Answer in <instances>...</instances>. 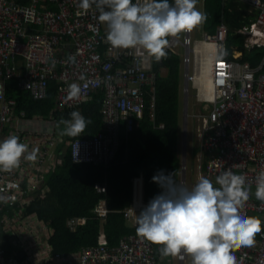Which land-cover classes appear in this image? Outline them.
Instances as JSON below:
<instances>
[{"label": "built area", "instance_id": "2783aa9c", "mask_svg": "<svg viewBox=\"0 0 264 264\" xmlns=\"http://www.w3.org/2000/svg\"><path fill=\"white\" fill-rule=\"evenodd\" d=\"M237 1L258 12L255 21L240 30L246 46L251 50L263 48L264 0ZM46 3L48 5L38 9V5ZM77 5L78 0H28V4L19 0H0V131L14 121L15 103L7 101L5 93L6 84L12 79H17L18 86L28 91L35 101L45 100L51 81H57L59 110L80 107L91 91L99 86H104L108 93L119 87L123 73H111L113 60L118 55L132 61L126 74L128 78L135 76L136 85H142L147 80L153 85L152 77L145 73L150 69V57L146 50L139 46L126 50L113 48L106 40L104 25L98 21V12L92 9L83 13ZM185 33L184 40L171 39L167 48L181 45L188 51L191 47L190 32ZM229 34L230 28L223 22L215 33H205L204 38L194 44V50L203 44L214 49L211 56L205 57L195 50L196 74L200 73L202 66L209 69L207 79L211 86L207 89L195 79L197 104L201 112L198 121L202 126L201 173L215 182L219 172L230 167L234 173L244 174L252 182L258 172L264 170V57L256 66L241 61L240 54L232 57ZM102 47H105V52H101ZM222 52L226 54L221 55ZM69 55L76 56L74 63L67 62ZM184 61L188 64L190 59L186 57ZM81 73L92 81L86 94L78 100H66L69 84L84 83L79 80ZM142 105L141 98L132 105L123 100L118 103L128 131L132 129L133 118L137 115L141 117ZM103 116V135L71 144L74 162L100 164L113 158L119 117L110 110L108 102ZM48 137L55 139L48 134L41 137L45 140L37 139L40 142L37 147L41 146L36 162L45 161L49 156V149L55 140L48 144ZM24 162L22 159L21 164ZM14 183L19 187H10ZM252 186L255 184L252 183ZM0 189L4 195L15 196L12 202L0 203V229L8 236L10 244L18 249V253L9 254L0 246V264H159L151 243L142 236H130L112 249L103 241L97 247L88 248L73 257L52 255L49 248H43L42 241L47 237L39 222L25 213L29 200L22 178L15 169L11 173L0 172ZM135 189L140 199L141 183L138 179ZM98 190L103 191L104 188L99 187ZM140 210L135 207L128 209L125 217L136 225V215ZM242 211L249 216L256 213L262 220V230L255 235L252 247L234 249L233 253L238 264H264V203L248 200ZM94 213L105 217L108 210L100 204ZM85 223V218H74L68 221V226L75 231L77 226ZM17 231L27 232L23 241L13 236ZM0 238L3 240L2 234Z\"/></svg>", "mask_w": 264, "mask_h": 264}, {"label": "trees", "instance_id": "16d2710c", "mask_svg": "<svg viewBox=\"0 0 264 264\" xmlns=\"http://www.w3.org/2000/svg\"><path fill=\"white\" fill-rule=\"evenodd\" d=\"M21 1L28 3V0ZM223 4L224 0H205L206 31L213 34L215 26L220 24L227 14L228 23L231 25L228 38L230 55L233 57V47L238 45L239 50L243 52L240 60L256 66L264 57V47L248 51L243 47L244 37L236 31L243 25L249 26L252 23L251 18H256L258 12L243 18L247 11L246 7L241 6V10L239 4L232 2L231 11H227ZM168 39L170 41V37ZM166 52L167 58L159 62L153 58V68L157 74L154 120L150 115L148 103L143 120L135 123L132 133H126L121 129L119 149L108 166L75 164L69 150L62 164L58 165L48 177L51 190L48 197L26 208L25 213H33L39 221L48 226L51 232L48 244L53 255L78 254L84 249L97 247L103 241L107 243L108 248H114L121 238L138 234L136 227L132 226L125 217V211L134 202L136 178L143 176L146 204L162 191L151 179L159 170H164L165 174L174 173V178L180 182L182 158L179 129L182 88H179V83L183 81L182 66H180L183 62L172 51L166 50ZM164 70L166 75L163 73ZM18 84L17 79L7 83V97L15 101V112L24 113L27 119L35 115L48 118L54 107L56 89L58 90L56 83L51 82L48 97L42 101L33 100L28 91L19 89ZM102 105L103 96L99 92L91 102L80 109L79 112L92 121L81 133L82 138H94L102 132ZM63 113L65 119H70L71 112ZM61 117L60 113L55 114L56 120L59 121ZM99 186H106V192L99 193ZM252 198L257 200L255 197ZM101 199L107 202L109 213L106 218H99L94 213ZM74 218L86 219V223L78 226L75 231L69 228L67 222ZM101 228L106 237L100 235ZM8 243L0 238V246L4 247L7 253L12 254L17 249L11 244L9 247ZM153 246L157 257L164 264H173V256H161L159 248L162 246L155 244Z\"/></svg>", "mask_w": 264, "mask_h": 264}, {"label": "clouds", "instance_id": "9594fccd", "mask_svg": "<svg viewBox=\"0 0 264 264\" xmlns=\"http://www.w3.org/2000/svg\"><path fill=\"white\" fill-rule=\"evenodd\" d=\"M197 4L198 0H78L77 7L83 13L92 9L98 12V21L106 25V40L113 48L139 46L159 62L167 58L169 37L191 32L206 22L207 14ZM75 60V55H69L67 62ZM79 80L84 83L68 85L66 100H78L86 94L92 81L83 73ZM91 122L79 111H72L70 119L61 118L57 127L64 126L61 136L77 137ZM39 152V147L29 149L17 135L7 136L0 140V172H13L22 159L35 163ZM151 179L162 191L136 215V231L152 244L162 246V257L183 259V253L191 257L192 264H238L233 250L254 245L262 220L244 214L242 209L252 195V183L255 198L264 203V170L252 182L230 167L221 170L215 182L201 173L191 189L177 182L174 173L165 174L164 170ZM2 193L0 189V203L15 200V196Z\"/></svg>", "mask_w": 264, "mask_h": 264}, {"label": "bare ground", "instance_id": "6f19581e", "mask_svg": "<svg viewBox=\"0 0 264 264\" xmlns=\"http://www.w3.org/2000/svg\"><path fill=\"white\" fill-rule=\"evenodd\" d=\"M104 25V28H103V30H104V33H105V35H106V33H107V27H106V25L105 24H103ZM250 26V25H249ZM249 26H245V27H249ZM192 33H193V31H191L189 34H188V37H189V39H190V42H191V47H190V49L186 52V54H185V57L183 58V65L186 67V70H185V72L187 73L186 75H185V77H186V81H185V85H184V88H185V98H184V117H186V116H188V111H187V108H188V101H189V99H188V92H189V80H188V77H189V69H190V67L192 68V70H193V78L191 77V79H192V83H193V85H194V89H196V87H195V79H196V81L198 82V83H200V85H202V86H204V87H206L207 89H209V88H211V86H210V83H209V81H208V79H207V71L209 70V69H205V67L204 66H202L201 68H200V73H198V74H196V63H195V50H196V52L201 56V57H205V56H211L212 55V52L214 53V49H213V47L211 46V45H208V44H203V45H201V46H199V47H197V49H195L194 50V44L196 43V42H192V39H191V37H192ZM182 35H184V38H185V36H186V33L185 32H182ZM171 39H176L177 41H179L178 40V38L177 37H170V40ZM247 47V46H246ZM202 48V49H201ZM248 48V47H247ZM104 49H105V47H102L101 48V52H103L104 51ZM177 49V47L176 48H173V49H166V50H168V51H172L174 54H176V52H175V50ZM201 49V50H200ZM250 49V48H249ZM119 50H126V49H119ZM200 50V51H199ZM105 52V51H104ZM103 55H104V53H103ZM189 58L190 59V62L188 63V64H185V58ZM210 59H212L211 57H210ZM153 62H154V60H153V58L152 57H150V69L149 70H147V71H145V73L147 74V75H150L151 77H152V79H153V85L151 86V84L150 83H148V80H147V82L146 83H143L142 85H136L135 83H136V80H135V76L134 77H132V78H128L127 77V74H126V69L130 66V65H132V61H130L128 58H125L124 57V55H118V58L117 59H114L113 60V63H112V71H111V73H115L116 71H121V72H118V73H123L122 75L124 76L123 78H121L120 80H119V84H120V86L119 87H115L114 88V90L113 91H111L110 93H108L107 92V90H106V88L104 87V86H99V87H97V88H95V89H93L92 91H91V93H90V96L87 98V100L85 101V102H83L82 103V105L80 106V107H76V108H72V109H64V110H60V111H62V112H66V111H68V112H72V111H80V109L85 105V104H87L88 102H91L92 101V99L94 98V96H96V94H98L99 92H103L104 93V100H103V105H102V112H101V114H102V116H103V110H104V108H105V105H106V102H108V106L110 105V110H113L117 115H118V117H119V122H118V125H117V134H116V151H115V154L113 155V158L108 162V163H100V164H93V163H76V162H74L75 164H85V165H94V166H100V165H105V166H108L109 165V163L114 159V157H115V155H116V153H117V150L119 149V145H120V131H121V129H123L126 133H132L133 132V130H134V125H135V123L137 122V121H141V120H143V118H144V116H145V114H146V108H147V104L149 103V111H150V115H151V117H152V120H154V114H155V108H156V97H155V92H156V80H157V74L155 73V71H154V68H153ZM251 65V64H250ZM125 72V73H124ZM135 90H137V92H135ZM26 91V90H25ZM5 93H6V99H7V101H11V102H14L15 103V101H13V100H9L8 99V97H7V84H6V91H5ZM107 96H109V99H108V101H107ZM142 99V101H143V105H142V109H141V117H138V115L137 116H135L134 118H133V121H132V129H130V131H128L127 130V128H126V121H124L122 118H121V114H120V112H122L121 110H120V108H119V106H118V103H120L122 100L125 102V103H127V104H129V105H132V102H134L136 99ZM47 99V98H46ZM42 101V100H41ZM149 101V102H148ZM196 101H197V94H196ZM15 109H16V103H15V106H14V109H13V114H14V116H15V114H16V112H15ZM193 118H194V120L196 121V119H198V116H193ZM11 124V122H9L8 123V125H7V127L9 126ZM122 126H124V128H122ZM161 128H163V127H161ZM5 129V128H4ZM3 129V130H4ZM104 132H105V118H104V116H103V130H102V132L101 133H99L97 136H99V135H103L104 134ZM97 136H95V137H97ZM94 137V138H95ZM73 138H77L76 140H72ZM72 139L70 140V142H69V150H71V153H72V148H71V144L72 143H74V142H76V141H78V140H82V141H88V140H91V139H93V138H82L81 137V134H80V136H77V137H72ZM72 160H73V155H72ZM139 180L140 181V183H141V193H140V199H139V197L136 195V189H135V181L136 180ZM185 180H186V168H185V159H183V162H182V176H181V183L182 184H184L185 185ZM99 187H103L104 188V190L103 191H99L98 190V192L99 193H105L106 192V190H107V187L106 186H99ZM98 187V188H99ZM252 188H255V186H252ZM249 200H251V201H254V202H260V201H257V200H255L254 198H252L251 196H250V199ZM31 203L29 202L28 203V205L26 206V208L30 205ZM100 204H102V205H104L105 206V208L108 210V206H107V202H106V200H101L100 201V203L98 204V205H100ZM147 204L144 202V179H143V176H141V177H139V178H136L135 180H134V202H133V205L132 206H130L128 209H132V208H140V209H142L143 207H145ZM127 209V210H128ZM126 210V211H127ZM125 211V212H126ZM108 213H109V210H108ZM108 213H107V215L105 216V217H99V218H106L107 216H108ZM252 215L251 216H258L256 213H251ZM127 220H128V222L130 223V224H132V226H134V227H137V225H135L134 224V222L132 221V220H129L128 218H126ZM39 222V224H40V226H41V228H42V232H43V234H46V232H48L49 231V233H51L50 232V230L48 229V226L45 224V223H43V222H41V221H38ZM80 226V225H79ZM77 228H78V226H77ZM76 228V229H77ZM50 236H51V234H50ZM130 236H140V235H138V234H132V235H129V236H126V237H123V238H121L120 240H119V242H118V244H117V246L116 247H118L119 246V243H120V241L121 240H124V239H126V238H128V237H130ZM49 239V238H48ZM151 243V242H150ZM42 245H43V248H49L50 250H51V247H50V245L45 241V240H43L42 241ZM151 245H152V247H153V251H154V256H155V259L157 260V263H159V264H164L158 257H157V254H156V250H155V248H154V246H153V244L151 243ZM116 247H114V248H116ZM93 248V247H92ZM109 249H112V248H109ZM84 250H86V249H84ZM83 250V251H84ZM52 253V252H51ZM52 255H53V253H52ZM75 255H77V254H73V255H70V256H75ZM182 255H183V259H181L180 258V256H176V258H177V260H178V262L180 263V264H185L186 262H187V260H188V257H189V255H186V254H183L182 253ZM61 256H63V255H61ZM63 257H66V256H63Z\"/></svg>", "mask_w": 264, "mask_h": 264}, {"label": "crops", "instance_id": "0c3cea01", "mask_svg": "<svg viewBox=\"0 0 264 264\" xmlns=\"http://www.w3.org/2000/svg\"><path fill=\"white\" fill-rule=\"evenodd\" d=\"M19 1L22 2L21 0H19ZM232 2L239 4V6H240L239 9H241V6L246 7L247 11H246V14L243 16V18L248 16V14H252L253 12H256V11H251V7L247 4H244L243 2H240L237 0H224L223 6L225 7V9L227 11H231L230 10V4ZM22 3H25V2H22ZM46 5H48V3H46L45 5L40 4V5H38V9H42V7L46 6ZM203 12H205V0H203ZM251 19H252L251 22L253 23L256 18H251ZM223 22L228 24V26L231 30V25L228 23L227 14H226V16L223 17V19L221 20V23L217 24L215 26V31H216L217 27H219ZM243 27H245V25H243L241 28H239L236 32L238 34H241L240 30H242ZM204 28H205V25H204ZM205 33H209V32L206 31V29H205ZM210 34H212V33H210ZM243 47L246 48L248 51L251 50V49L246 47L245 37L243 40ZM233 50H234V55L240 54V58L242 57L243 52L239 50L238 45H235L233 47ZM51 82H55L56 85L59 86L57 81H51ZM50 85H51V83H50ZM19 89L22 90L20 87H19ZM49 89H50V87H49ZM56 91H57V93H56V96L54 99V107H53V110L50 112V115L48 118L45 116H41V115H35L32 118L27 119L24 113H17V111H16V114L14 116V120L18 119V120H21L24 122V123H21L20 131H19L17 136L20 138V142L27 143L29 145V149H31L33 147H37L40 144L39 140H37V139L41 138L43 135L48 134V135H51L55 138L54 139L55 141L53 142L52 146L50 147L51 149H49V153H48L49 156L45 159V161L31 163V162L24 160L25 161L24 164H21L19 168L15 169L17 171V174L22 178L23 189L27 192V199L29 200V202L31 204L38 201V200H42V199H45L48 197V194H50V192H51L50 187L48 185V181H47L48 177L50 174H52V172L55 170V168L58 165L62 164L65 156L69 153V149H70L69 148V142L72 139V137L61 136L60 133H61L64 126L60 125L59 127H57L58 122L60 120L59 121L58 120L52 121V123H50V125L46 126V127H42V125H39V124H41V122H43L45 120L48 121V120L55 119V114L60 113L62 115L61 118H64V119L66 118L64 116V113L57 108L58 90L56 89ZM101 93H102L103 100H104V93L103 92H101ZM11 134H15L14 123L12 124V122L3 131H0V140L5 139L7 136H9ZM29 215L32 217H35L33 213L29 214ZM100 235H103L104 237H106L103 228H101ZM254 241H256V239H254ZM79 251H81V250H79ZM175 258H176V256L173 257V262H174ZM177 262H178V260H177ZM178 264H180V263L178 262Z\"/></svg>", "mask_w": 264, "mask_h": 264}, {"label": "rangeland", "instance_id": "374dc122", "mask_svg": "<svg viewBox=\"0 0 264 264\" xmlns=\"http://www.w3.org/2000/svg\"><path fill=\"white\" fill-rule=\"evenodd\" d=\"M197 8L201 11H203V0H198V4H197ZM204 34H205V28L204 25L198 26L197 28H195L193 30L192 33V42H196L197 40H201L204 38ZM179 41L184 40V35H182V33H180L177 36ZM176 55L179 56L180 59H182L183 62V58L185 57V54L187 52L186 48L179 45L177 47V49L175 50ZM182 62H180V64H182ZM182 66V72H183V81L181 80V83H179V88H182V93L180 94V134H179V147H180V153H181V161L183 162V159H185V168H186V180H185V186L188 187L189 189H191L194 184L197 182V177L201 174V168H202V163L200 160V154L202 152L201 150V123L198 121V119H196V121L194 120L193 116H198L201 112L199 110V106L197 104L196 101V94L197 91L196 89H194V85L192 83V79L193 78V70H192V66L189 69V92H188V116L184 117V98H185V81L187 80L185 75L187 74L185 72L186 67L182 64L180 65ZM163 73L166 75V70L163 71ZM52 121H56V119L53 120H48V121H43L41 122L42 127H46L49 126L50 123H52ZM14 123V129H15V134L18 135L19 131H20V125L21 123H24L21 120L15 119L14 121H12V124ZM41 140H45V138H40ZM54 140L51 137H48V141L47 143L49 144L50 142H53ZM181 183V180H180ZM255 192V188H252V195L251 197H255L254 195ZM35 218L37 219V217L35 216ZM37 221H39V219H37ZM35 229V226H33ZM23 230H25V228H22ZM29 229L32 230V228L30 227ZM36 230V229H35ZM14 232V231H12ZM18 232V231H17ZM0 234L3 235V240L8 243V239H7V235L6 233H4L2 231V229H0ZM27 234V232L20 233H13V236L18 239L19 241H23V237ZM46 242H48V238L50 237V233L49 231L46 232ZM9 247H10V243H8ZM11 249V248H10ZM17 249V248H16ZM18 253V249L16 250ZM14 251V253L16 252ZM175 262V263H174ZM173 264H178L177 259H174ZM185 264H192V260L191 257H188V260Z\"/></svg>", "mask_w": 264, "mask_h": 264}]
</instances>
